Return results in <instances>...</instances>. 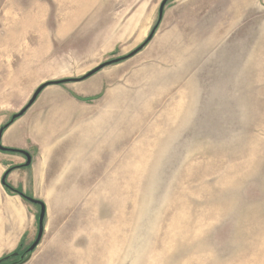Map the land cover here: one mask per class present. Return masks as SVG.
Instances as JSON below:
<instances>
[{
    "label": "rangeland",
    "instance_id": "obj_1",
    "mask_svg": "<svg viewBox=\"0 0 264 264\" xmlns=\"http://www.w3.org/2000/svg\"><path fill=\"white\" fill-rule=\"evenodd\" d=\"M163 1L0 0L2 145L31 157L0 151L30 222L0 214V260L39 233L22 193L26 264H264V0L223 27Z\"/></svg>",
    "mask_w": 264,
    "mask_h": 264
},
{
    "label": "crops",
    "instance_id": "obj_2",
    "mask_svg": "<svg viewBox=\"0 0 264 264\" xmlns=\"http://www.w3.org/2000/svg\"><path fill=\"white\" fill-rule=\"evenodd\" d=\"M201 1H203V0H194L195 3H193V4L190 3V0H184V2H181L180 10H178V11L182 12V15H180L182 17L177 21L175 26L183 27V26L194 25L192 22H189V17L192 13L191 11H194L193 8L195 10H197L196 12L202 11V12H199L197 14V21L198 22L195 23L196 25L201 26L203 24H206V22H207V24H210V26H214V27H223L226 25H232L233 23H231L230 20L234 19L231 16V14L233 12H235V11L238 12V11H243V10L245 11L248 9L249 4H253L254 2H256V0H223V3L225 5H221V7H218L219 6L218 5L219 0L218 1L209 0L207 5H205L204 7L192 6L195 4H199V2H201ZM190 5H191V7L189 8ZM207 8L210 10V14H206L204 12V9L206 10ZM219 10H225L226 12H229V15L228 16L226 15L224 17V15L219 12ZM204 26H207V25H204ZM179 32H180L179 38H206L205 32L203 33V37H202L200 31L197 34H195V32H194V34H190L186 31H181V30ZM66 117L69 118L68 116H66ZM65 119L66 118H64L63 120H65ZM35 131L41 133L44 146L53 143L54 140L47 139V138L48 137L52 138L54 136V134H55L54 132H56V128L49 129L48 126L45 124L44 126H42L39 129L35 128ZM2 140H3V138H2ZM4 147H6V146H4ZM6 148H11V147H6ZM11 149H14V148H11ZM52 155H54V153ZM6 157L7 156H1L0 155V175L2 172L5 171L4 163H6L5 162ZM57 158H60V157L57 156ZM58 160H59V164L62 165L63 164V158L58 159ZM15 206H18L19 208L24 207L19 198L7 196L4 192V190L2 188H0V214H3V216L8 218L7 221H9V220L11 221V222H8L6 225L13 227L14 217H15V219L18 218L20 220V226H21L20 228L21 229H22L23 222H24V224H26V227L23 230V232L25 233L29 229L30 222H27L25 220V215L22 212H18L17 214L14 213ZM11 242H15V236L13 233L11 234Z\"/></svg>",
    "mask_w": 264,
    "mask_h": 264
},
{
    "label": "water",
    "instance_id": "obj_3",
    "mask_svg": "<svg viewBox=\"0 0 264 264\" xmlns=\"http://www.w3.org/2000/svg\"><path fill=\"white\" fill-rule=\"evenodd\" d=\"M167 2H168V0H164L162 2L161 6H160V19L163 16V11H164V8H165ZM152 37H153V34L150 36V38L147 40V42H145V44L143 46H141L135 53L133 52L132 54H130V55L126 56V57L118 58V59H115V60H111L109 62H106V63L102 64L101 66H99L97 69H95L93 72H91L87 77L93 76L94 74H96L97 72H99L100 70H102V69H104V68H106L108 66H111V65H114V64H118V63H121V62H123L125 60H128V59L132 58L135 54H137V52L141 51L146 46V44L152 39ZM87 77H85V78H87ZM70 81L72 82V81H76V80H64V81H60V82H50V83H47V84L41 86L37 90V92L34 94L33 99L31 100V102L29 104V107L34 104V102L36 101V99L38 98V96L44 91V89L46 87H48L50 85H55V84L67 83V82H70ZM20 116L19 115L13 116L12 122H14V120L15 119H18ZM7 128H8V126H4L0 130V151H2V152H12V153H20V154H23L24 156L27 157L26 166L28 167L30 165V163H31V157H30V155L28 153H26V152H24L22 150L6 148V147H4L2 145L3 134H4V132H5V130ZM3 184H5V180L3 181ZM22 196L27 201H29L30 203L35 204V205H39L41 207V214H40V217H39V233H38V236H37L36 240L34 241V243L27 250V253L28 254H32L39 247L40 242L42 240V236H43V232H44L43 223H44V219H45V216H46V206H45V204L42 201H39V200L30 198L28 196H25L24 194H22ZM16 255H18V254H16ZM7 259H8V256L5 257V258H3L2 260H0V264H2L3 262H5ZM29 259H30V256L24 261L23 264H26L29 261Z\"/></svg>",
    "mask_w": 264,
    "mask_h": 264
},
{
    "label": "trees",
    "instance_id": "obj_4",
    "mask_svg": "<svg viewBox=\"0 0 264 264\" xmlns=\"http://www.w3.org/2000/svg\"><path fill=\"white\" fill-rule=\"evenodd\" d=\"M20 248L22 249V246ZM20 248L14 254L9 255L6 262H8L9 264H23L26 260L25 256L28 255V253L27 251L24 253L19 252Z\"/></svg>",
    "mask_w": 264,
    "mask_h": 264
},
{
    "label": "bare ground",
    "instance_id": "obj_5",
    "mask_svg": "<svg viewBox=\"0 0 264 264\" xmlns=\"http://www.w3.org/2000/svg\"><path fill=\"white\" fill-rule=\"evenodd\" d=\"M67 1H69V0H67ZM86 3V2H85Z\"/></svg>",
    "mask_w": 264,
    "mask_h": 264
}]
</instances>
